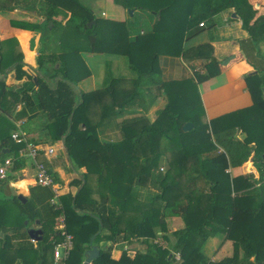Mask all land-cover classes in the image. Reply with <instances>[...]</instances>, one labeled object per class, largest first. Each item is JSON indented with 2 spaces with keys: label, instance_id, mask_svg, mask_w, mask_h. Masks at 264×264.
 <instances>
[{
  "label": "trees",
  "instance_id": "trees-1",
  "mask_svg": "<svg viewBox=\"0 0 264 264\" xmlns=\"http://www.w3.org/2000/svg\"><path fill=\"white\" fill-rule=\"evenodd\" d=\"M35 2L40 6L39 13L45 17L43 34L55 37L57 43H62L59 53L77 54L78 57L81 52L107 53L128 59L129 68L136 73L137 78L135 91L132 94L122 93L123 112L136 107L148 113L163 90L168 103L154 124L145 115L141 116L123 124L121 142L103 143L87 116L89 105L92 99L98 97L99 91L87 95H79L76 91V85L88 73L70 78L72 68L65 71L64 67H60L55 70V76L49 73L50 67L47 65L48 77L55 78L61 74L63 79L57 86L46 80L39 81L35 93L39 109L49 122L55 121L52 124L54 142L64 141L76 165L87 166L89 171L82 180L72 183L80 188L76 196L66 195L59 199L61 209L53 203L57 194L51 188L37 185L30 189L25 204L18 199L17 194L9 198L18 208L21 219V223H14L9 229L14 236L22 237L24 242L14 253L10 243L13 237L9 236L8 246L3 244L4 250L8 251L3 253L0 249V264H14L18 260L23 264H50L49 255L54 258L55 247L64 240L61 232L55 229L60 216L65 217L66 231L75 240L74 249L65 264H82L85 253L81 254V246L102 231L109 230L111 238L123 234L125 230L121 228L118 212L109 206L110 195L90 200L96 181L90 175H95L100 183L108 175L104 170L110 165L123 161L127 163V160H121L119 156L129 157L131 159L128 163L133 166L135 164L136 172L131 173L129 183L131 186L148 187L146 181L158 190L156 201L152 204V217L155 219L152 224L165 228L166 219L181 218L187 229L178 234L185 233L188 236L185 239L188 245H192L196 238L203 245L208 237L221 231L227 239L235 242L236 255L218 264H264V80L257 79L252 87L255 95L252 109L204 124V107L198 86L219 76L223 63L212 58L206 66V74L197 73L195 78L180 83L161 81L155 69L158 56L185 53L184 41L199 33L200 24L206 25L226 10H234L241 19L242 28L249 34L253 50H257L264 43V0H114L116 5L127 11H145L153 16L161 13L160 19L155 20L154 31L139 36L135 41L130 39V27L126 23L98 19L82 0ZM16 6L15 0H0V12L13 11ZM50 23H53L52 27ZM208 49L211 50L210 47ZM202 51L203 46L195 55H204ZM242 52L235 60L244 59ZM113 84L106 88V93L116 102L120 96L116 89L110 94ZM5 89V83L0 82V93ZM30 99L25 97L20 101L28 104ZM187 123L194 124V129L185 133L183 127ZM241 132L246 134L245 139L239 138ZM6 149H9V153L4 152ZM12 153L9 141L2 138L0 162L4 163ZM108 155L112 157L111 160ZM251 157L260 179L256 181L250 177H232L231 169L245 166ZM164 161H170L165 175L160 173ZM109 179L111 181L113 178ZM1 182L8 185L7 182ZM123 184L109 185L111 196L118 193L128 196L131 188H125ZM207 201L205 211L199 212L203 216L195 221L194 214L199 210L195 204ZM8 219L0 220V231L7 232L10 223ZM38 221L45 237L41 242L33 244L28 239V224H37ZM142 222L145 223V219ZM139 228L140 223L137 225ZM153 234L146 236L152 238ZM140 237L137 231L134 238ZM31 253L34 255L33 260H29ZM11 254L15 256L8 259ZM192 254L195 255L196 251ZM145 256H138L132 263L173 264L168 251L159 245L149 247ZM253 257L254 262L251 261ZM193 260L188 264L206 263L199 252ZM128 261L131 260L126 255L120 261L114 260L111 250H107L102 251L92 264H127Z\"/></svg>",
  "mask_w": 264,
  "mask_h": 264
},
{
  "label": "crops",
  "instance_id": "crops-1",
  "mask_svg": "<svg viewBox=\"0 0 264 264\" xmlns=\"http://www.w3.org/2000/svg\"><path fill=\"white\" fill-rule=\"evenodd\" d=\"M15 1L18 3L15 10L0 12V60H2L0 82L6 85L5 91L0 93V144L2 138H7L10 149L13 151L8 159L13 161V170L19 169L12 173L18 177L13 178L11 185L17 186L18 190L13 189L17 187L11 188L2 182L0 183V188L5 195V199L0 201L1 221L10 218L14 213L13 209L18 215V208L9 201V198L17 194L18 196L23 195L27 199L30 196V189L35 186V164L30 159L23 157L25 147H19L21 145L16 144L11 139L13 134L23 133L30 142L39 146L43 152L49 149L55 151L54 154L42 156L39 160L47 164L57 181L59 190L53 203L58 205L59 209L62 208L59 199L66 195L76 196L80 188L72 183L82 180L89 171L87 166L79 167L76 165L65 146L61 147L59 143L54 142L52 124H55V121L49 122L42 110L39 109L35 95L39 81L46 80L51 85L57 86L58 82L63 79L61 74L55 78L48 77L47 65L50 67L49 73L55 76V70L60 67H64L65 71L72 68L70 78H78L88 73L76 85V91L79 95L93 94L97 91L103 92L101 94L97 92L98 97L92 99L87 110L90 124L96 127L99 139L103 143L121 142L123 140V124L128 121H135L141 116L145 115L150 123L154 124L168 103L163 90L148 113L136 107L126 109L123 112L121 108L124 103L123 97L121 98L122 93L132 94L135 91L137 78L136 73L129 68L128 59L124 56L107 53L81 52L80 57L72 53L69 55L59 53V46H62V43H57L55 37L44 35L42 32L45 17L39 13L40 6L38 3L35 0H23L22 3H20L21 0ZM101 1H106V7L111 6L107 9L109 14L104 11L99 14L95 10L97 6L102 4ZM82 3L89 7L98 19L126 23L130 27L129 36L132 41H135L139 36L153 32L157 16L160 14L161 17L160 12L157 16L148 13V24L144 29L138 31L134 30L129 23L127 10L116 5L114 0H82ZM142 12L134 11V16ZM233 13H235L234 10H226L211 20V28L207 29V23L202 29L200 27L196 36L184 41L185 53L182 55L163 54L158 56L156 60L155 69L159 73V79L165 83H180L195 78L197 73L206 74V66L212 58L223 63L222 72L219 76L198 86L201 103L204 107V116L202 117L204 124H210L214 120L252 109L255 105L252 87L257 79L264 80V71L262 72L264 59L255 60L256 50H253V45L249 41L250 36L243 30L241 19L232 17ZM202 46L204 55L198 57L195 53H198ZM241 51H244V56L242 55L244 59H233L228 65H224L226 59L237 57ZM252 54H254V58ZM256 74L257 76H255ZM112 83H114V88L110 90V94L116 89L120 96L116 102L106 93V88ZM25 97H31L28 104L20 101ZM81 128L84 131V125ZM239 138L245 139L246 134L241 132ZM62 143L64 145V141ZM4 152L9 153V149ZM118 158L127 160V163L123 161L116 165H110L104 170L108 175L100 183H98L95 175H90L91 179L96 180L94 182L95 190L90 200H99L102 195H110L109 206L118 212L117 217L120 220L121 228L125 231L123 234L111 238L112 233L109 230H104L94 236V240V237L90 238L89 241L87 239L86 244L81 246L82 255L91 249L90 245L93 240V245L99 248L100 253L111 250L112 258L116 261H120L126 255L131 260L127 264H133L132 262L138 256L146 257L149 247L158 244V242L161 243L160 246L163 250L168 251L170 258H173V264L194 262L193 257L198 252L205 258V264H218L235 257V242L232 239H227L225 234H222L221 238L211 235L203 245H201L200 239L196 238L192 245H188L187 240H185L188 236L185 233L178 234L187 229L185 221L181 218L166 219L165 228L152 224V221H155L152 217L154 210L152 204L156 201L155 197L158 190L154 193L156 190L154 191L152 188L131 186L129 183L132 179L131 173L136 172L135 164L133 166L132 163H128L131 159L129 157L119 156ZM108 159L111 160L112 157L108 155ZM18 160L21 162L18 163ZM1 163L0 167L2 166ZM245 169L246 166L231 169L232 177H245ZM255 169L257 170L256 166ZM109 177L113 179L110 181ZM22 182L25 183V186L19 187ZM121 182H124L125 188H131L130 194L126 196L118 193L111 196L109 185L120 184ZM145 193L146 196L143 195ZM8 204L12 205V209H9ZM195 205V208L199 209L198 213L194 214V219L197 221L199 216H203L199 212L205 211L207 203L199 202ZM144 219L145 223L142 222ZM38 222L37 224L25 223L28 224L27 230H43V227L39 226L40 222ZM139 223L140 228L137 229ZM59 224L56 225V230H58ZM188 224L190 227L192 226L189 221ZM9 228L7 227V232L0 231V249L3 253L8 251L4 250L3 244L6 243L8 246L9 236L13 237L14 244L21 246L24 242L22 237L14 236ZM137 231L141 235L139 239L134 238ZM152 233H154L152 238L146 236ZM28 239L32 242L30 237ZM32 243L37 244V242ZM191 250L192 252L196 251V254L193 255L192 252L190 254L188 251ZM176 257H180V260L178 261ZM240 257H242V251ZM82 259V264H84L87 259L85 254ZM251 261L254 262L255 257L251 258ZM20 262L22 261L18 260L14 264H20ZM49 262L56 264L54 258H51Z\"/></svg>",
  "mask_w": 264,
  "mask_h": 264
},
{
  "label": "built area",
  "instance_id": "built-area-1",
  "mask_svg": "<svg viewBox=\"0 0 264 264\" xmlns=\"http://www.w3.org/2000/svg\"><path fill=\"white\" fill-rule=\"evenodd\" d=\"M204 23L200 24V27H204ZM12 140L19 145H24L25 150L23 153V157L30 159L34 162L36 172L34 176L35 185L40 187L51 188L56 194L58 193L55 180L50 168L47 166L46 163L41 162L39 159L42 156H49L54 154L53 149H49L46 152H43L42 149L35 145L34 143L30 142L26 135L23 133H15L12 135ZM44 154V155H42ZM13 164L11 159H7L3 165L0 167V179L4 180L7 178V169L10 168ZM59 228L58 230L61 232V235L64 237V240L55 247L54 251V259L56 264H65V261L68 259L71 251L74 249V237L67 233L66 231V224L65 218H59ZM32 242H35L32 240ZM179 261L180 257H176Z\"/></svg>",
  "mask_w": 264,
  "mask_h": 264
},
{
  "label": "rangeland",
  "instance_id": "rangeland-1",
  "mask_svg": "<svg viewBox=\"0 0 264 264\" xmlns=\"http://www.w3.org/2000/svg\"><path fill=\"white\" fill-rule=\"evenodd\" d=\"M19 1V0H18ZM22 1L23 0H21V2L20 3H22ZM101 5L100 6H97L96 8H95V10H97V12H99V14H101L103 11L104 12H107L108 14H109V11L107 10L109 7H111L110 5L109 6H107L106 7V1H101ZM18 4V3H17ZM114 5V4H113ZM130 11H133V10H129V11H127V14H128V20H129V23L131 24V26H132V28L134 29V30H138V31H140L141 29H144L145 28V26H146V24H148V15L150 14L149 12H145V11H143L142 13H139V14H136L135 16H134V13H133V15H131L130 14ZM149 13V14H148ZM134 16V17H133ZM158 17V16H157ZM212 27V22H208L207 23V29L208 28H211ZM242 54H244V52L242 53ZM253 55V58H254V54H252ZM244 56V55H243ZM264 59V43H261L259 46H258V49L256 50V55H255V60H263ZM227 60V59H226ZM225 60V61H226ZM264 70H262V72H263ZM153 142H158V141H153ZM56 143H59V145L61 146V147H64V145H63V143H62V141L61 140H59V141H56ZM55 143V144H56ZM157 145V144H156ZM57 149V148H56ZM58 153H61V151H58ZM168 162H170V161H164V163L161 165V169H160V173L161 174H163V175H165L166 173H167V171H168ZM2 165H3V163H1ZM246 169H245V177H250L252 180H259L260 179V175L258 174V171L255 169V170H252L251 169V167H252V163L251 162H248L246 165ZM254 167H255V163H254ZM12 173H14L13 172V169H12V166L10 167V168H8L7 169V178H5L4 179V182H7L8 183V186L9 187H11V188H13V187H17V186H12L11 185V182H13L12 180H13V178H16V177H18L17 175H12ZM257 178H259V179H257ZM145 183L147 184L146 186H148V188H152V189H154V193H156L157 192V189H155V187H151V185H150V183H147L146 181H145ZM7 185V184H6ZM13 189H15V190H18V187L17 188H13ZM56 189H58V187H56ZM185 190V189H184ZM143 195H145L146 196V193L145 194H143ZM147 195H148V193H147ZM5 195H4V192H3V190L0 188V200L2 201L3 199H5V197H4ZM207 204H208V201H207ZM8 207H9V209L11 208L12 209V205H10V204H8ZM13 215H11V217L8 219V221H10V223H8V227H11L14 223H21V219H20V217H19V215H17V213L15 212V210L13 209ZM181 221V220H180ZM58 223H59V221H58ZM57 223V224H58ZM12 234H14L13 232H12ZM222 232L221 231H219V232H217V233H215V235L216 236H218V238H221V236H222ZM10 243H11V250L14 252L15 250H17L20 246L18 245V244H14L13 243V240L12 241H10ZM160 244L161 243H159L158 242V244H155V245H159L160 246ZM10 247V246H9ZM14 253H16V252H14ZM13 256H15V254H11L10 256H9V258L8 259H11V258H13ZM33 253H31V256H30V258H29V260H33ZM50 257L49 258H53V256L52 255H49ZM51 260V259H50ZM49 260V261H50ZM23 264V262H20V264Z\"/></svg>",
  "mask_w": 264,
  "mask_h": 264
},
{
  "label": "water",
  "instance_id": "water-1",
  "mask_svg": "<svg viewBox=\"0 0 264 264\" xmlns=\"http://www.w3.org/2000/svg\"><path fill=\"white\" fill-rule=\"evenodd\" d=\"M133 13H134V11H130L131 15H133ZM232 17L234 19H239L236 13H233ZM158 19H160V14L158 15ZM50 26L52 27L53 23H50ZM233 59H235V57H231L230 59L226 60L224 62V65H228ZM263 91H264V89H263ZM193 129H194V124H192V123H187L183 127V130H184L185 133H188V132H190ZM249 162L252 163L251 169L254 170L255 167H254V159H253V157H251ZM18 199L20 201H22L23 204H25L27 202V199L23 195H19ZM28 235H29L31 240H34L35 242L39 243V242H41L43 240L44 232L41 229H30L28 231ZM94 239H95V237L93 238V240ZM93 240L91 241V245H90L91 249L85 253V257L87 259H86L84 264H91L93 261L97 260L100 257V255H101L99 248H97L96 246L93 245Z\"/></svg>",
  "mask_w": 264,
  "mask_h": 264
},
{
  "label": "clouds",
  "instance_id": "clouds-1",
  "mask_svg": "<svg viewBox=\"0 0 264 264\" xmlns=\"http://www.w3.org/2000/svg\"><path fill=\"white\" fill-rule=\"evenodd\" d=\"M25 186V183L24 182H22L20 185H19V187H24Z\"/></svg>",
  "mask_w": 264,
  "mask_h": 264
}]
</instances>
